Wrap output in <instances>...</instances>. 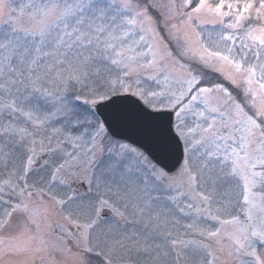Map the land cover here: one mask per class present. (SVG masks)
<instances>
[{"label": "snow or ice", "instance_id": "obj_1", "mask_svg": "<svg viewBox=\"0 0 264 264\" xmlns=\"http://www.w3.org/2000/svg\"><path fill=\"white\" fill-rule=\"evenodd\" d=\"M0 264H264V0H0Z\"/></svg>", "mask_w": 264, "mask_h": 264}, {"label": "trees", "instance_id": "obj_2", "mask_svg": "<svg viewBox=\"0 0 264 264\" xmlns=\"http://www.w3.org/2000/svg\"><path fill=\"white\" fill-rule=\"evenodd\" d=\"M188 221H182V223H187Z\"/></svg>", "mask_w": 264, "mask_h": 264}]
</instances>
